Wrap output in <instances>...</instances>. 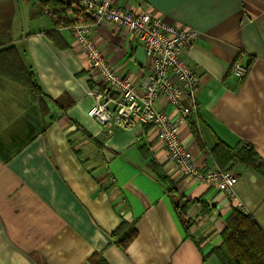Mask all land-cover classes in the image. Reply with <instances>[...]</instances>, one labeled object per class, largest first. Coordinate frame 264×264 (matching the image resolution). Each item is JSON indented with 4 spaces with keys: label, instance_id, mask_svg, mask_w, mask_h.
<instances>
[{
    "label": "crops",
    "instance_id": "1",
    "mask_svg": "<svg viewBox=\"0 0 264 264\" xmlns=\"http://www.w3.org/2000/svg\"><path fill=\"white\" fill-rule=\"evenodd\" d=\"M38 1L0 0V49L15 46L46 95L65 110L51 121L34 95L0 77V264H220L210 252L221 243L233 207L264 233V176L234 162L230 171L238 182L231 195L176 179L163 148L146 142L140 149V126L108 132L87 115L93 103L88 62L68 28L50 36L48 18L31 17ZM117 4L197 32L183 53L200 74L197 111L181 125L195 164L217 165V140L232 148L251 146L264 161V0ZM92 37L118 72H148L143 47L119 26L96 24ZM236 60L248 67L240 83L231 70ZM155 106L179 117L164 97ZM151 162L175 184L176 196L201 199L212 209L203 215L201 204H192L187 231L174 209L175 195L156 179ZM121 221L137 230L125 249L110 238Z\"/></svg>",
    "mask_w": 264,
    "mask_h": 264
},
{
    "label": "built area",
    "instance_id": "2",
    "mask_svg": "<svg viewBox=\"0 0 264 264\" xmlns=\"http://www.w3.org/2000/svg\"><path fill=\"white\" fill-rule=\"evenodd\" d=\"M75 1L91 18L90 22L68 27L74 45L84 54L89 66L91 87L87 93L93 103L87 115L108 127V132L131 131L140 126L151 147L165 150L167 159L174 164L176 179H194L231 195L237 176L217 165L197 166L182 140L181 125L197 111L196 94L200 85L199 72L183 58V53L197 32L174 26L147 12L133 13L119 6L117 0ZM102 22L119 26L143 47L149 61L146 74L134 77L118 72L109 64L92 37L93 26ZM231 70L237 83L248 73V67L237 60ZM162 97L178 111V118L156 108L155 103Z\"/></svg>",
    "mask_w": 264,
    "mask_h": 264
},
{
    "label": "trees",
    "instance_id": "3",
    "mask_svg": "<svg viewBox=\"0 0 264 264\" xmlns=\"http://www.w3.org/2000/svg\"><path fill=\"white\" fill-rule=\"evenodd\" d=\"M85 10L75 0H39L32 9L31 17L46 16L52 26L47 35L59 28H68L70 25L81 22H90L91 18L86 15ZM70 13L75 15L70 19ZM0 77L16 83L28 90L37 99L40 113L55 120L64 115L58 101L51 99L43 91L31 70H28L15 46H4L0 49ZM191 132L196 140H200L197 128L194 123L190 124ZM140 149L148 147L145 138ZM200 143V141H199ZM215 162L223 170H230L234 162H240L254 172L264 176V161L258 156L251 146L229 147L220 140H217L212 149ZM152 171L160 182L168 185L169 192L175 195L173 205L180 219V222L187 231L191 221L187 211L194 203H200L202 214L209 213L212 209L201 199H185L176 196V186L151 162ZM181 201H184L181 203ZM225 227L221 232V243L212 249L211 254L215 255L220 264H264V233L255 220L245 214L237 207H233L225 220ZM137 236V230L132 223L121 221L118 227L110 233L112 242L125 249Z\"/></svg>",
    "mask_w": 264,
    "mask_h": 264
}]
</instances>
